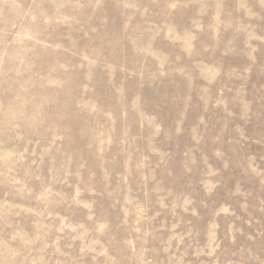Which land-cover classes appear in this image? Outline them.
<instances>
[{
	"label": "rangeland",
	"instance_id": "obj_1",
	"mask_svg": "<svg viewBox=\"0 0 264 264\" xmlns=\"http://www.w3.org/2000/svg\"><path fill=\"white\" fill-rule=\"evenodd\" d=\"M0 264H264V0H0Z\"/></svg>",
	"mask_w": 264,
	"mask_h": 264
}]
</instances>
